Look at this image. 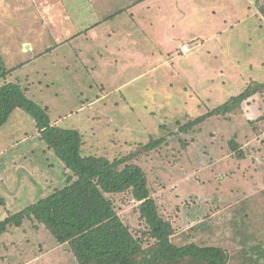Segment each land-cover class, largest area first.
<instances>
[{"label": "rangeland", "instance_id": "1", "mask_svg": "<svg viewBox=\"0 0 264 264\" xmlns=\"http://www.w3.org/2000/svg\"><path fill=\"white\" fill-rule=\"evenodd\" d=\"M194 1L195 13L182 4L179 14L162 0L159 17L161 30L175 37L163 48L165 57L178 43L198 52L168 62L165 70L145 73L157 62L141 63L129 53L99 57L101 46L93 35L82 37L85 42L75 38L84 26L99 21L97 9L108 2L0 0V58L10 70L0 87L18 84L27 98L47 107L52 124L82 135L86 155L111 160L138 143L163 137L165 144L136 162L147 173L160 214L174 228L172 242L221 246L229 253L228 264H264V255L259 256L264 252V130L255 137L248 124L262 115L264 99L258 95L233 114L206 118L198 132L197 127L185 134L177 128L178 122L240 94L249 79L264 81V18L259 9L264 0H217L215 15L207 10L213 0ZM223 19L228 31L218 38L227 40L226 53L206 59L209 42L192 38ZM78 41L89 50L80 63L71 55ZM234 68L240 79L229 84ZM212 70L228 75L222 90L216 84L210 92L204 89ZM199 87L203 93L196 105L190 98ZM230 140L243 148V157H234ZM70 176L39 139L32 117L15 110L0 127V221L68 185ZM111 198L131 231L141 233L134 200L129 195ZM28 226L9 228L0 238V264H75L49 233L34 234Z\"/></svg>", "mask_w": 264, "mask_h": 264}, {"label": "trees", "instance_id": "2", "mask_svg": "<svg viewBox=\"0 0 264 264\" xmlns=\"http://www.w3.org/2000/svg\"><path fill=\"white\" fill-rule=\"evenodd\" d=\"M259 7L264 18V4ZM9 73L0 58V79ZM256 95L264 99V81L249 79L240 94L203 115L178 122V131L185 134L197 127L198 132L206 118L233 114ZM17 109L32 117L39 139L72 176L68 185L1 220L0 238L9 228H21L26 223L34 234L49 233L55 245L64 246L70 253L75 264H228L229 253L221 246H178L172 242L174 228L160 214L147 173L136 162L165 144L163 137L138 143L126 155L109 160L86 155L81 134L52 124L47 107L27 98L18 84L6 82L0 87V127ZM262 112L258 118L248 119L254 136L264 130ZM229 146L237 153L234 157H243V148L236 140H230ZM117 195H129L136 203L137 218L144 228L141 233L132 232L118 215L111 198Z\"/></svg>", "mask_w": 264, "mask_h": 264}, {"label": "crops", "instance_id": "3", "mask_svg": "<svg viewBox=\"0 0 264 264\" xmlns=\"http://www.w3.org/2000/svg\"><path fill=\"white\" fill-rule=\"evenodd\" d=\"M108 2V4L100 3L103 8L97 9V15L100 17L98 22L94 24L92 27L84 26L82 31L77 32L76 37H79L83 42L88 41L86 37L88 35H93L94 38L100 43L101 48H99V52L96 54L99 57L103 56H111V55H124L126 53L135 55V60L140 61L141 63H148V62H157L156 66L148 67L145 69V73H149L153 70H165L166 64L170 61L178 59L180 61L183 58L190 59L191 55L196 53L188 51L187 53L181 52V46L186 45L185 43H178L177 48L174 52L168 51L166 52L165 57V47L169 46L172 41H175V37L168 36V33L161 30V24L163 20L159 17L160 13L164 11L163 6L161 5L162 0H103ZM189 2H185L182 0H165L167 5H170L169 8L173 9L174 11L181 12L180 6L183 4L185 6L191 7L192 11L190 13H195L197 10V5L194 0H187ZM212 1V0H210ZM217 0H213L215 2ZM89 3L90 0H87ZM207 10H210L209 13L212 15L216 14V9L218 4L215 2L208 3ZM116 7H115V6ZM111 6V7H110ZM178 7V8H175ZM83 8V6H82ZM180 14V13H179ZM175 15V14H174ZM222 23V25H221ZM219 23V25H210L207 28V32L204 35L196 36L194 35L192 40L197 42L199 39L205 38L206 41L209 43L206 44L205 53L207 56L205 58H213V60H217L218 56L221 54L226 53L223 48L227 47L226 43L227 40L222 38L221 40L218 38V34L220 35L224 31H228L227 21L223 19V22ZM135 28L139 29L141 33ZM189 31V30H188ZM187 32V31H185ZM196 33V31H195ZM202 34V33H200ZM74 38V36H73ZM118 38L120 42L118 44ZM165 41H169L170 43H166ZM178 42V40H177ZM77 50L72 51L71 55H73L77 62H84L83 58L85 57V53L89 54V50L86 48L85 44L78 41ZM200 44H196L198 47ZM26 49H30L29 45H25ZM28 46V47H27ZM136 47L133 49L132 47ZM152 46L153 52L148 51L146 48ZM204 47V46H203ZM129 48V49H128ZM132 48V50L130 49ZM158 48H164L163 52H159ZM133 53H132V52ZM177 52V53H176ZM137 57V58H136ZM167 58V59H166ZM87 62V61H86ZM117 63V62H116ZM153 65V63H152ZM172 69V65L170 66ZM173 72V69H172ZM187 75L189 72L187 70H183ZM143 73V74H145ZM141 74V75H143ZM172 74V73H171ZM139 75V76H141ZM138 76V77H139ZM193 79L195 76L192 77ZM206 79L209 78L210 81L207 84L204 83V89H209L210 87L213 89V85L216 84L217 89L222 90L226 83L223 79L228 80V75L223 73V71L214 72L211 71L210 76L205 77ZM221 78V81L215 82L216 79ZM240 79V75L238 74L237 70L234 68V72L230 76L229 80L231 83L229 84H236V81ZM198 82H196L195 86H200ZM201 84V83H200ZM195 87V88H197ZM202 92V88H198L191 94V101L194 104L199 105L201 103L199 95ZM258 95L251 98L247 103L242 104L247 106V104L252 102L254 99L257 98ZM260 100H263L262 97H259ZM225 102V101H224ZM223 102V103H224ZM222 104V103H221ZM220 104V105H221ZM219 106V105H218ZM256 139V138H255Z\"/></svg>", "mask_w": 264, "mask_h": 264}, {"label": "built area", "instance_id": "4", "mask_svg": "<svg viewBox=\"0 0 264 264\" xmlns=\"http://www.w3.org/2000/svg\"><path fill=\"white\" fill-rule=\"evenodd\" d=\"M189 50H190V49H189V47H188L187 45H183V46H181V52H183V53H187Z\"/></svg>", "mask_w": 264, "mask_h": 264}]
</instances>
